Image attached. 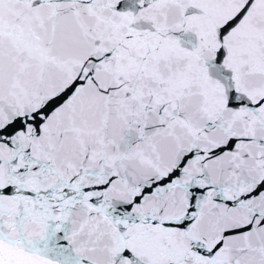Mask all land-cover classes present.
<instances>
[{"label": "snow or ice", "instance_id": "snow-or-ice-1", "mask_svg": "<svg viewBox=\"0 0 264 264\" xmlns=\"http://www.w3.org/2000/svg\"><path fill=\"white\" fill-rule=\"evenodd\" d=\"M0 264H264V0H0Z\"/></svg>", "mask_w": 264, "mask_h": 264}]
</instances>
